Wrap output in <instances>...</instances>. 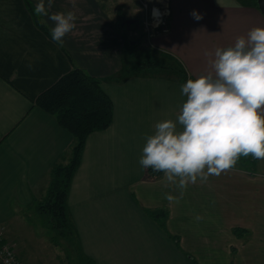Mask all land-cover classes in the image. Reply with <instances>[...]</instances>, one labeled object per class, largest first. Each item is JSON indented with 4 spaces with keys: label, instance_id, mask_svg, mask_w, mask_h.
Wrapping results in <instances>:
<instances>
[{
    "label": "crops",
    "instance_id": "0c3cea01",
    "mask_svg": "<svg viewBox=\"0 0 264 264\" xmlns=\"http://www.w3.org/2000/svg\"><path fill=\"white\" fill-rule=\"evenodd\" d=\"M28 1L34 8L38 2ZM94 2L53 0L50 14L72 10L76 16L75 27L60 46L34 26L22 0H0V224L5 240L14 244L20 264H63L60 254L25 253L21 231L23 213L36 214L49 169L67 159L71 143V135L32 100L75 66L99 79L112 105L109 125L86 135L65 195L79 264L216 263L223 255L222 264H242L238 257L264 242V173L235 165L181 190L169 184L163 172H146L139 163L146 138L154 134L157 122H176L186 100L183 83L153 71L121 82L108 80L121 70L122 39L127 35L110 27L112 19L102 16L109 12ZM163 3L166 30L150 29L145 34L147 47L171 54L192 79L211 70L205 52L232 46L253 27H264V17L252 0ZM193 11L202 19H194ZM38 17L51 33L53 22ZM107 38L114 42L110 58H103L98 40ZM166 195L176 199L169 202ZM145 210L161 211L164 228ZM235 226L243 229L238 235L232 232ZM248 229L253 234L245 237ZM166 232L177 235L178 247ZM259 251L264 255V248ZM31 256L43 258L34 263Z\"/></svg>",
    "mask_w": 264,
    "mask_h": 264
},
{
    "label": "clouds",
    "instance_id": "9594fccd",
    "mask_svg": "<svg viewBox=\"0 0 264 264\" xmlns=\"http://www.w3.org/2000/svg\"><path fill=\"white\" fill-rule=\"evenodd\" d=\"M52 3L47 0L46 7L45 0H38L34 14L48 16L54 24L51 38L63 46L76 16L72 11L49 14ZM153 14L158 15L156 9ZM191 15L202 19L195 11ZM205 56L211 70L181 85L186 100L176 122L155 124L139 160L144 168L163 172L166 181L181 190L198 178L206 182L232 169L241 156L264 159V27H253L234 45L217 47Z\"/></svg>",
    "mask_w": 264,
    "mask_h": 264
},
{
    "label": "trees",
    "instance_id": "16d2710c",
    "mask_svg": "<svg viewBox=\"0 0 264 264\" xmlns=\"http://www.w3.org/2000/svg\"><path fill=\"white\" fill-rule=\"evenodd\" d=\"M252 1L255 4V0ZM22 2L34 26L51 40L47 24L34 14V7L28 0H22ZM148 51L146 54L141 53V57L135 59L134 55L125 50L124 46L120 59L121 70L108 76V80L121 82L129 75L146 74L150 71L158 76L173 77L182 83L190 78L183 66L171 54L153 48ZM127 55L130 58L126 63L122 57ZM32 101L33 105L52 115L57 125L71 135L67 159L52 164L44 192L41 199L36 202V211L41 216L44 225L61 239L71 243L73 242V229L65 209L66 191L71 175L79 163L86 135L94 130L105 129L111 122V100L100 87L97 77L86 73L79 67L72 66L40 90ZM151 171L154 170L150 167L146 168L147 173ZM154 172L159 173V171ZM145 212L157 222L159 227L164 228L162 225L164 214L161 211L145 210ZM4 230L3 226V239L5 240ZM242 231L243 229L237 226L232 228L235 235ZM166 235L178 247L177 235L168 232ZM53 241L55 242V238ZM186 256L189 257L187 254Z\"/></svg>",
    "mask_w": 264,
    "mask_h": 264
},
{
    "label": "rangeland",
    "instance_id": "374dc122",
    "mask_svg": "<svg viewBox=\"0 0 264 264\" xmlns=\"http://www.w3.org/2000/svg\"><path fill=\"white\" fill-rule=\"evenodd\" d=\"M95 1L93 3L94 6L101 8L102 10H107L109 14L103 13V18L110 17L111 20V26L114 27V29L117 28L122 33H125L126 39H122L123 46H125V50H128L131 52L130 54L134 55L135 59H138L141 57V53H148V47L145 37V31L143 29L142 20L144 14L149 15V13H152L151 17H148L144 20V22L150 23L152 21L158 22V25L156 28H150L152 31H155V33L162 32L161 29L165 28V19L162 14V9L164 7L165 0H150L149 2H145L146 6L145 8L142 7L141 1L143 0H104L102 1L101 7L99 5L100 0H93ZM147 1V0H144ZM219 3L228 4V3H234V0H214ZM242 1V0H238ZM156 9L158 12V15L153 14V10ZM53 11V10H52ZM72 11V10H69ZM57 12H64L67 13L68 11H61L57 10ZM167 12V9L165 11ZM49 13V11H48ZM50 14V13H49ZM160 16V17H157ZM42 17V16H41ZM48 17V16H47ZM158 18V19H157ZM42 19V18H41ZM160 20L164 22V24H159ZM114 24V26H113ZM165 31V30H164ZM121 35V34H120ZM130 41V42H129ZM114 39L107 38L106 40H98V50L100 53V56L103 58H110V49L113 46ZM126 63L128 60V55L122 57ZM101 74L100 72H98ZM263 163V164H262ZM236 166L238 167H248L255 170H261L264 173V159H254L252 156L250 157V160L247 159V157L241 156ZM135 188L141 192V185L138 183L135 184ZM24 229L21 231V234L24 238V250L27 254H33L37 256L40 254L43 256L46 254L49 256L50 254H60V259L62 260L63 264H79L80 257H79V251L76 252L75 250V239L73 236V239L71 243L65 241L64 239H61L58 237L53 231L44 225L43 221H41V216L39 214H34L33 212H24ZM190 218L188 217V220L186 224L190 222ZM186 230H189L190 228H185ZM185 231V230H184ZM10 233V232H9ZM253 234L252 230L247 231V233L244 235L245 237H248L249 235ZM257 236V235H256ZM53 238H55V242L53 241ZM59 242V243H57ZM260 243L253 246L252 253H244V258L238 257L240 259V262L242 264H264V255L263 252L259 251L261 248H264V242L259 241ZM14 247V244L12 245ZM247 248L252 249V247L248 246ZM255 249V250H254ZM31 256L29 260L33 261L34 263H39L41 261V256L35 257ZM222 258L224 259L225 256H221V261L212 263L207 261H201L200 264L208 263V264H222ZM246 258V259H245ZM235 259V258H232ZM244 260V261H241ZM61 262V261H60ZM239 261L233 260V263ZM48 263L55 264V261H49Z\"/></svg>",
    "mask_w": 264,
    "mask_h": 264
},
{
    "label": "built area",
    "instance_id": "2783aa9c",
    "mask_svg": "<svg viewBox=\"0 0 264 264\" xmlns=\"http://www.w3.org/2000/svg\"><path fill=\"white\" fill-rule=\"evenodd\" d=\"M141 5L144 8L146 6L145 2H142ZM151 16H152L151 12L149 13V15L144 14L143 16L142 25L146 35L150 33V28H156V26L158 25V22H154V21L150 23L144 22L145 19ZM159 24H164V22L160 20ZM164 30L166 29L165 28L161 29V31ZM0 264H20L19 260L17 259L14 253L12 245L3 239V225H0Z\"/></svg>",
    "mask_w": 264,
    "mask_h": 264
},
{
    "label": "water",
    "instance_id": "95a60500",
    "mask_svg": "<svg viewBox=\"0 0 264 264\" xmlns=\"http://www.w3.org/2000/svg\"><path fill=\"white\" fill-rule=\"evenodd\" d=\"M255 5L259 13L264 17V0H255Z\"/></svg>",
    "mask_w": 264,
    "mask_h": 264
}]
</instances>
